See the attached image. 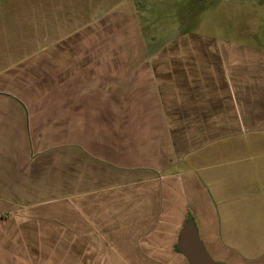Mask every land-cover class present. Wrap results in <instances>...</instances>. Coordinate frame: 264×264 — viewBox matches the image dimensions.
Segmentation results:
<instances>
[{"label":"crops","instance_id":"1","mask_svg":"<svg viewBox=\"0 0 264 264\" xmlns=\"http://www.w3.org/2000/svg\"><path fill=\"white\" fill-rule=\"evenodd\" d=\"M68 5L63 85L14 71L37 33L23 15L0 37V264H189V219L214 259L264 264V41L158 42L145 19Z\"/></svg>","mask_w":264,"mask_h":264},{"label":"rangeland","instance_id":"2","mask_svg":"<svg viewBox=\"0 0 264 264\" xmlns=\"http://www.w3.org/2000/svg\"><path fill=\"white\" fill-rule=\"evenodd\" d=\"M52 3L73 4L70 6L74 9L83 5L74 12L68 10L62 13L63 16L81 15L79 19L90 20L94 13L97 14L95 18L104 14L106 19L112 20L135 16L137 19H145L150 23L154 39L158 42L188 32L217 38L251 37L255 40L261 38L264 41V0H138V11L135 14L132 12L134 3L132 0H106V2L105 0H0V37L18 34V20L15 19L14 14L23 15L25 18L27 35L34 30L37 31L35 33L39 40L35 37L34 42L19 44L18 50L23 54L17 62L12 61L19 67L23 66L21 68L15 66L14 71H24V76L19 75L24 88L33 87L34 84L63 85L65 82L63 64L66 63V59L64 56L59 57V54L71 44L64 38L62 41L52 42ZM106 4L112 5L115 9L110 12L104 11L103 7ZM116 5L121 6V11ZM39 6L40 10H37ZM2 21L9 24L7 26L10 31L2 27ZM56 34L58 30L53 32V35ZM76 35L73 34L71 37L75 38ZM254 45L264 47V42ZM7 47L11 49V43H8ZM4 73L5 70H0V77L5 76ZM0 205L2 211H8L7 206L4 207L2 203Z\"/></svg>","mask_w":264,"mask_h":264},{"label":"water","instance_id":"3","mask_svg":"<svg viewBox=\"0 0 264 264\" xmlns=\"http://www.w3.org/2000/svg\"><path fill=\"white\" fill-rule=\"evenodd\" d=\"M176 247L189 264H224L211 256L192 219L181 228Z\"/></svg>","mask_w":264,"mask_h":264}]
</instances>
